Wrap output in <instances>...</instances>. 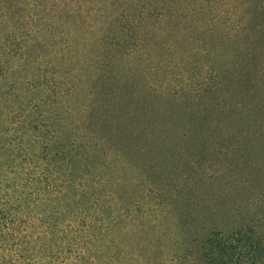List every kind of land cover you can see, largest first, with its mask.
Masks as SVG:
<instances>
[{"label":"rangeland","instance_id":"1","mask_svg":"<svg viewBox=\"0 0 264 264\" xmlns=\"http://www.w3.org/2000/svg\"><path fill=\"white\" fill-rule=\"evenodd\" d=\"M183 232L264 264V0H0V264Z\"/></svg>","mask_w":264,"mask_h":264},{"label":"trees","instance_id":"2","mask_svg":"<svg viewBox=\"0 0 264 264\" xmlns=\"http://www.w3.org/2000/svg\"><path fill=\"white\" fill-rule=\"evenodd\" d=\"M143 5H145L144 1ZM141 5V6H143ZM137 10H140V6L137 5ZM178 230L179 227H178ZM147 232V231H146ZM148 233V232H147ZM149 234V233H148ZM183 236L182 241H176L175 245L173 246V243L166 244L168 250L165 251L163 254L164 257L160 258L159 262L156 264H224L223 257L226 253L225 248H222L223 244L221 240H219L217 237H212V239L216 240L213 241L212 239H207V241L202 244L200 247H192L190 243H188L187 238L185 237L184 232L181 234ZM137 236L140 237L139 234ZM232 244L237 243V247L240 248L241 246L244 247V245H249L251 250L252 247H255L253 242L250 241V239H245L241 241L239 238H234L233 241H231ZM147 246H149L147 243H143ZM144 246H141V248H146ZM229 245V244H228ZM203 246V248H202ZM151 246L147 247L145 250L150 248ZM138 253V251H136ZM242 250L240 249L238 253L231 252L229 259L233 256V261L235 260H246L247 264H258L257 258H254V254L250 253H241ZM139 255V254H138ZM140 256V255H139ZM139 263L141 260V264H152L148 260V257H144L141 259V257L138 259ZM226 261L228 262V258H226Z\"/></svg>","mask_w":264,"mask_h":264}]
</instances>
